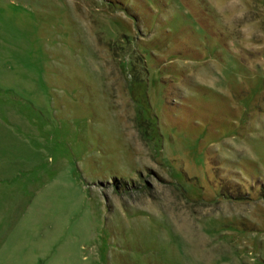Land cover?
<instances>
[{
	"label": "rangeland",
	"instance_id": "rangeland-1",
	"mask_svg": "<svg viewBox=\"0 0 264 264\" xmlns=\"http://www.w3.org/2000/svg\"><path fill=\"white\" fill-rule=\"evenodd\" d=\"M0 264H264V0H0Z\"/></svg>",
	"mask_w": 264,
	"mask_h": 264
}]
</instances>
